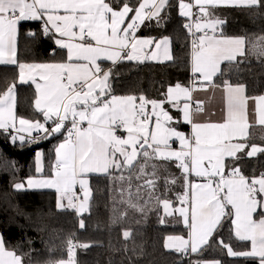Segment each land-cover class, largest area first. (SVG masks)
<instances>
[{
    "label": "snow or ice",
    "instance_id": "obj_1",
    "mask_svg": "<svg viewBox=\"0 0 264 264\" xmlns=\"http://www.w3.org/2000/svg\"><path fill=\"white\" fill-rule=\"evenodd\" d=\"M170 6V0H0V65L17 70L0 92V130L20 146L63 136L54 148L51 175L30 177L13 187L54 189L57 209L82 216L93 199L90 177L102 175L126 206L122 216L128 209L147 216L162 208L159 223L165 224V217L178 214L189 230L187 238L169 235L164 247L188 257V264H222L204 258L213 244L228 257L264 264V171L257 174L253 168L247 175L242 171L248 158H264V136L255 143L252 131L257 126L264 129V94L252 95L246 84L224 79L221 68L227 62L229 68L239 69L250 62L248 56L264 62V35L254 40L225 35L227 20L213 11L243 7L264 18V0H179L183 17L191 18L197 8L198 19L184 25L194 37L191 82L169 85L161 99L115 95L112 80L118 63L174 62L169 37L137 36L146 21L159 24ZM26 21L39 22L37 30L25 33L33 42L41 37L53 40L56 47L49 51L50 61L18 60ZM105 61L111 65L103 66ZM29 83L35 85L33 106L43 122L17 114V86ZM209 89L222 94L218 119H213L207 101L194 95ZM166 105L176 110L175 115ZM36 159V171L43 173L44 153L37 152ZM177 184L182 191L173 201L169 193ZM225 223L238 241L250 242V250H236L218 238ZM79 227H85L83 219ZM131 235L123 232L125 239ZM64 243L66 258L48 264H79L77 249L90 247L72 238ZM0 264L34 262L29 252L10 246L0 233Z\"/></svg>",
    "mask_w": 264,
    "mask_h": 264
},
{
    "label": "trees",
    "instance_id": "obj_2",
    "mask_svg": "<svg viewBox=\"0 0 264 264\" xmlns=\"http://www.w3.org/2000/svg\"><path fill=\"white\" fill-rule=\"evenodd\" d=\"M170 5L162 13L163 19L159 24L155 20L147 21L137 34L157 39L169 37L174 62L159 63L146 60L141 63L125 60L118 63L112 80L115 95L143 94L151 99H161L169 85L191 82L190 42L194 37L184 27L189 18L180 15L179 0H170ZM213 11L216 16L227 20L223 27L225 35L245 36L252 40L264 35V18L253 15L247 8H217ZM38 25L39 22L35 21L23 22L17 52L20 62H48L52 59L49 51L56 47L52 39L41 37L37 42H33L25 35L30 29L37 30ZM56 59L60 57L57 56ZM248 60L250 62L241 64L239 69L229 68L225 62L222 65V70L226 73L224 79L246 84L248 92L252 95L264 94V62L252 56H248ZM110 65L111 62H103L105 67ZM16 71L15 66L0 65V92L15 79ZM16 95L19 116L43 121V116L33 106L34 85H18ZM172 113L175 115L173 111ZM183 130L188 128L184 127ZM252 131L253 142L261 143L260 137L264 136V129L257 126ZM61 142L63 136L58 135L42 139L38 144L13 145L8 133L0 130V233L4 234L10 246L19 245L20 251L29 252L34 264H48L50 260L66 258L64 242L68 238L90 245L87 249H77L79 264H188V257H182L164 247L169 235H188L189 230L179 221V217H165L166 223L160 224L162 208L149 212L147 216L128 209V214L122 216L126 206L119 203L118 192L113 191L110 180L105 176L90 177L93 199L90 210L82 216H78L71 209H57L55 190L14 189L15 183L26 182L28 178L37 176L38 151L44 153L42 176L51 175L55 160L54 148ZM253 168L257 174L264 171V158H248L242 171L247 175ZM170 171L180 175V170L174 166H170ZM180 191L182 189L177 184L169 193V198L175 201ZM80 219L84 220V228L79 227ZM230 228L231 225L225 223L218 233V238L236 250H250V242L238 241L230 232ZM126 230L132 233L128 239L123 236ZM204 258L219 259L222 264H252L250 259L228 257L225 251L215 244L204 253ZM27 259L29 257H26ZM192 259H196V254L192 255Z\"/></svg>",
    "mask_w": 264,
    "mask_h": 264
},
{
    "label": "crops",
    "instance_id": "obj_3",
    "mask_svg": "<svg viewBox=\"0 0 264 264\" xmlns=\"http://www.w3.org/2000/svg\"><path fill=\"white\" fill-rule=\"evenodd\" d=\"M190 3H194V0H191ZM195 9H197L196 7L193 8V16L191 18H189V21L187 22H190L194 16V11ZM196 20H197V16H196ZM195 20V21H196ZM147 22V21H146ZM198 36L199 35H202L201 33H197ZM138 37H141V38H149V37H143V36H139L137 34ZM105 62H110V61H105ZM223 65V64H222ZM222 65H221V68H222ZM10 66V65H8ZM13 66V65H11ZM31 84V83H29ZM33 85V84H32ZM35 87V85H34ZM194 95L196 97H198L199 99H202V100H205L207 101V104H206V107L210 109L211 112H213L215 115L213 116V119H218L220 116H221V111L220 109L223 107V100H222V94L219 92V91H216L215 93L212 92L211 89H209L207 92H204V91H198V92H195ZM16 111H17V107H16ZM173 112L175 113L176 110H173ZM50 122V121H49ZM9 131H12L13 133L12 134H15L14 133V130H9ZM184 131H189L188 130H184ZM37 133H33V135H35ZM174 147H178V145H173ZM38 152H42V151H38ZM43 169H44V165H43ZM44 172V171H43ZM38 173V172H37ZM43 173H38L37 176L35 177H32V178H41V177H44L42 176ZM95 175V174H93ZM91 185V184H90ZM35 190H54V189H35ZM77 191L79 192V187L77 188ZM175 207H180V205H174ZM175 217H178V214L174 215ZM172 236H183V235H172ZM185 238H187V236H184Z\"/></svg>",
    "mask_w": 264,
    "mask_h": 264
},
{
    "label": "built area",
    "instance_id": "obj_4",
    "mask_svg": "<svg viewBox=\"0 0 264 264\" xmlns=\"http://www.w3.org/2000/svg\"><path fill=\"white\" fill-rule=\"evenodd\" d=\"M196 13H197V9H195V11H194V16L195 17H193V19L190 21V22H188L187 24H194V22H195V20H196ZM27 22H30V21H27ZM197 34V33H196ZM201 34H203V33H201ZM10 133H13L12 131H9ZM35 135H38V133L37 134H35ZM34 135V136H35Z\"/></svg>",
    "mask_w": 264,
    "mask_h": 264
},
{
    "label": "rangeland",
    "instance_id": "obj_5",
    "mask_svg": "<svg viewBox=\"0 0 264 264\" xmlns=\"http://www.w3.org/2000/svg\"><path fill=\"white\" fill-rule=\"evenodd\" d=\"M185 3H190V2L185 0ZM197 19H198V17H197ZM199 19H200V22H204V19H203L202 17H200ZM150 61H153V60H150ZM169 108H170V106H169ZM170 110L173 111V110H175V109H171V108H170ZM42 122H43V121H42ZM185 132H186V131H185Z\"/></svg>",
    "mask_w": 264,
    "mask_h": 264
}]
</instances>
